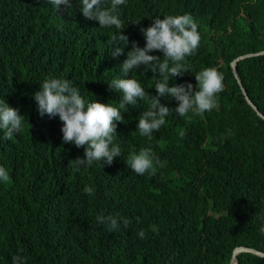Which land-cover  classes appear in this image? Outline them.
<instances>
[{
    "label": "trees",
    "instance_id": "obj_1",
    "mask_svg": "<svg viewBox=\"0 0 264 264\" xmlns=\"http://www.w3.org/2000/svg\"><path fill=\"white\" fill-rule=\"evenodd\" d=\"M70 2L72 8L56 10L49 0H0V100L24 116L22 131L11 140L0 130V166L10 176L0 182V264H12L16 255L26 264H230L238 245L264 251V148L258 146L264 118L246 101L231 67L234 58L264 49V0H126L118 6L122 34L140 47L146 43L140 28L154 18L190 14L200 44L185 58L187 71L169 85L191 83L196 90L195 74L213 67L223 73L224 90L217 108L203 115L171 111L151 140L137 130L147 102L127 106L124 121L116 122L114 143L122 154L113 160V181L87 166L73 168L84 148L63 143L59 117H41L33 98L53 76L71 80L86 102L119 106L122 93L108 83L125 78L120 65L131 44L113 58L115 27L100 28L83 17L81 0ZM238 71L264 114V55L241 59ZM128 78L156 95L158 77L148 68ZM161 103L178 106L170 97ZM149 146L160 164L155 175L141 176L126 159ZM101 214L130 223L110 231L97 223ZM142 229L144 239L137 235ZM239 259L264 264L252 252Z\"/></svg>",
    "mask_w": 264,
    "mask_h": 264
},
{
    "label": "clouds",
    "instance_id": "obj_2",
    "mask_svg": "<svg viewBox=\"0 0 264 264\" xmlns=\"http://www.w3.org/2000/svg\"><path fill=\"white\" fill-rule=\"evenodd\" d=\"M49 3L56 10L61 5L66 9L73 7L70 0H49ZM125 4L126 0H111L110 6L105 4V0H81L80 8L83 17L98 21L100 28L115 27L117 30L111 37L110 52L113 58L124 54L125 48L131 44L127 58L120 65L125 78L113 79L108 83L111 90L122 93L118 107L96 100L86 102L80 89L74 86L71 80L53 76L46 77L40 85V90L33 94L41 117L45 114L49 118L59 117L62 122L63 143L84 148V158L71 161L73 168L79 171L81 167L87 166L93 175L110 181L117 178L118 172V169L112 166L113 160L122 154L120 146L114 143L117 136L116 122L124 121L122 113L128 111L127 106H134L139 100L147 102L148 109L138 117L137 130L142 137L151 140L153 132H158L166 123V117L171 111H175L180 117H184L190 110L203 115L217 108V94L224 90L223 73L213 67H206L195 74L196 90L191 83L169 85L170 79L181 76L187 71L184 67L185 58L193 55L200 44L198 24L190 14L166 15L163 19L154 18L150 26L140 28L146 41L144 47H140L136 41L130 42L129 37L122 34L124 27L119 18L118 6ZM154 51L162 52L163 56L151 55L150 53ZM141 67L148 68L158 77L154 86L156 95H150L138 80L128 78L130 72ZM238 79L242 82L241 85L238 81L241 92L250 104L248 99H252L240 74ZM161 97L174 99L178 102V106L175 109L167 107L161 103ZM23 117L18 108L9 106L4 99L0 100V130L3 131L5 140H11L14 134L22 131ZM258 146L263 150L264 141ZM126 163L138 175L143 176L146 173L155 175L156 165L160 164V159L152 155V148L149 146L130 153ZM9 179L8 170L0 166V182L6 183ZM84 192L93 195L95 189L85 185ZM261 209L264 211V201ZM97 223L107 225L111 231L119 229L121 223L127 227L130 222L127 219L121 221L117 216L101 214L97 217ZM149 227L152 232L158 234L159 229L156 225ZM259 231L264 233V225ZM137 235L141 239L146 237L143 229ZM22 237L26 240L28 238ZM110 247L112 243L106 249ZM12 264H26V260L23 256L16 255L12 257Z\"/></svg>",
    "mask_w": 264,
    "mask_h": 264
},
{
    "label": "water",
    "instance_id": "obj_3",
    "mask_svg": "<svg viewBox=\"0 0 264 264\" xmlns=\"http://www.w3.org/2000/svg\"><path fill=\"white\" fill-rule=\"evenodd\" d=\"M260 54H264V50L259 51V52L246 53V54L240 55V56H238V57H236L235 59L232 60L231 66L233 68V71H234L235 76L237 77V79L239 77V73H238V62H239V60L245 59V58L251 57V56H257V55H260ZM238 81L242 85L241 80L238 79ZM244 91H245V89H244ZM248 101L250 102L252 107L255 109L257 114L264 118V114L260 111L259 107L252 100L248 99ZM243 252H252L254 254H257L259 256H263L264 257V251H262L260 249H257V248H254V247H248V246H245V245H238L233 250V254H232V257H231V260H230V264H240L239 254L243 253Z\"/></svg>",
    "mask_w": 264,
    "mask_h": 264
}]
</instances>
